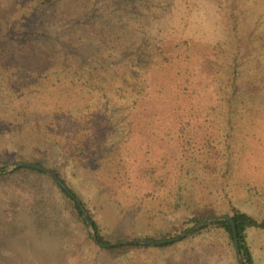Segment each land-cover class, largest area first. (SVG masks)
I'll return each instance as SVG.
<instances>
[{
    "label": "rangeland",
    "instance_id": "rangeland-1",
    "mask_svg": "<svg viewBox=\"0 0 264 264\" xmlns=\"http://www.w3.org/2000/svg\"><path fill=\"white\" fill-rule=\"evenodd\" d=\"M34 1L0 0V48L21 40ZM95 10L93 24L72 28V20ZM51 26L53 34L67 27L62 39L41 43L0 68V135L40 141L53 162L69 141L100 128L105 158L93 162L89 173L71 175L85 199L89 182L107 183L105 198L89 196L110 236H150L162 228L158 207L170 211L178 203L183 215L205 209L222 215L232 203L264 218V0H134L131 6L65 0ZM64 41L80 46V55ZM234 46L244 94L229 108L227 62ZM140 50L148 54V65H137ZM233 112L234 119L226 120ZM21 152L40 155L34 147ZM13 163L21 162L7 167ZM37 184L0 180V264L40 260L35 254L30 261L29 243L11 238L4 225L15 202L39 198L42 183ZM247 233L257 263L264 264V231ZM207 245L216 251L211 264H235L227 239L211 235L168 253L174 264H193ZM96 251L83 248L72 260L107 264ZM42 260L59 264L52 251Z\"/></svg>",
    "mask_w": 264,
    "mask_h": 264
},
{
    "label": "trees",
    "instance_id": "trees-1",
    "mask_svg": "<svg viewBox=\"0 0 264 264\" xmlns=\"http://www.w3.org/2000/svg\"><path fill=\"white\" fill-rule=\"evenodd\" d=\"M124 4L131 6L134 0H120ZM65 0H35L33 6L29 11L28 23L26 31L21 35V40L18 44L11 48H0V68L10 65L14 58L18 55L28 53L31 49L35 48L41 43L57 38L62 39L66 28L57 32H52V23L56 20L57 15L61 10L62 4ZM237 7L233 5V13ZM232 13V14H233ZM99 15V11L95 10L91 16L72 20V28L80 30L93 24ZM235 19H237L235 17ZM238 26H233L235 32V40L239 38V21ZM55 32V31H54ZM71 38L72 37H68ZM69 40V39H68ZM64 46L74 53L80 55L79 47L76 43L72 44L64 41ZM239 52L234 46L233 53L229 56L228 67L229 74L232 77L230 87L233 89L228 104L233 107L241 95L244 94L243 87V71H241L239 64ZM137 65H148L149 57L146 52L140 50L137 54ZM234 114H225L226 120L232 121ZM0 132H2L0 130ZM6 137V136H5ZM6 138L0 135V180H6L10 177H18L25 186L35 187L37 182L42 183V191L37 196L28 195L25 199L15 202L8 215L5 214L6 231L11 235V238L16 240H26L28 259L34 260L33 256L37 254L40 258L39 262L34 264H41L42 259L47 254V251L54 253V259L57 263L62 264H75L72 256L75 251L83 248H90L97 250L96 252L103 255L102 262L107 264H174L172 252L175 249L183 247L185 242H192L197 238L214 236L219 239H227L228 246L232 250L235 264H239L235 245L232 225L227 221L215 222L212 225L202 228L190 238H186L180 242L168 243L165 245L153 247L141 244L124 245L112 248H102L94 243L91 233L88 230V224L85 216L76 201L49 175L46 173L22 167L8 172L7 165L11 162H26L32 163L44 168L49 169L64 183V185L82 202L84 208L89 214L93 226L96 230L99 241L103 244H111L123 241L121 238L110 236L106 231L107 228L103 224L102 215L97 211L96 206H93V198L89 195L92 193L99 194L110 193L107 183L100 180L96 181L93 185L89 182L86 187L88 193V200L81 194L80 190L75 186V181L72 175H76L77 171H87L89 166L102 158H105V141L103 140L100 128H96L91 135H86L69 141L64 150L57 155L56 159L51 161L49 154L43 152L44 146L40 141L29 140L28 137L10 135L8 142ZM34 147L40 155L31 153L26 156L21 151ZM19 154L22 158L16 161L13 155ZM230 158V157H229ZM232 161V160H231ZM229 165V162H227ZM72 173V175H71ZM89 180V179H88ZM93 180V178H92ZM90 181V180H89ZM44 185V187H43ZM41 185H39L40 188ZM47 190V191H46ZM27 192V190H25ZM92 203V204H91ZM101 203V198L98 202ZM170 208L169 201L163 202ZM226 211L222 215H218L215 210L205 209L199 214L183 215L181 204H176L174 209L170 208L167 211L165 208L158 207V216L162 228L157 230L150 236L136 237L135 240H147L153 242L169 241L176 239L186 232L192 230L196 225L202 223L206 219L215 216H229L234 220L235 226L238 230L239 247L244 260V264H258L253 249L249 242L247 231L250 229H258L264 231V218H256L247 212L238 208L237 205L229 203ZM26 236H32L33 239ZM113 237V238H111ZM206 238H203L205 240ZM208 242V241H207ZM43 243V244H42ZM38 244V247H36ZM41 246H40V245ZM207 249H202L198 252L193 264H211L216 258V251L214 246H204ZM40 248L38 251L37 249ZM36 252L32 253V251ZM73 251V252H71ZM160 252V253H159ZM31 255V258H30ZM72 255V256H71ZM43 257V258H42ZM187 258V256L185 255ZM175 264H183V262L174 261ZM32 264V263H31Z\"/></svg>",
    "mask_w": 264,
    "mask_h": 264
},
{
    "label": "water",
    "instance_id": "water-1",
    "mask_svg": "<svg viewBox=\"0 0 264 264\" xmlns=\"http://www.w3.org/2000/svg\"><path fill=\"white\" fill-rule=\"evenodd\" d=\"M8 167H9L8 172H12L13 170L18 169V168L27 167V168L42 171V172L46 173L47 175H49L79 205V207L81 208V210L84 213L86 222L89 226L88 230L91 233V236H92L94 243L97 244L98 246L102 247V248H112V247H118V246H124V245H134V244H141V245L157 247V246L165 245L168 243L180 242L186 238L193 236L195 233H197L198 231H200L202 228H204L206 226L212 225L215 222L227 221L232 225L233 236H234V245H235V250H236L238 262H239V264H244V260H243L241 250L239 247L238 230L235 226L234 220L229 216L223 215V216L210 217V218L206 219L205 221H203L202 223L196 225L192 230L186 232L185 234L181 235L180 237H178L176 239H172L169 241L153 242V241H147V240H126V241L115 242V243H111V244H103L99 241V239L97 237L96 230L93 226L92 220H91L89 214L87 213L86 209L84 208L82 202L64 185V183L58 178V176L56 174H54L52 171H50L47 168H44L42 166L32 164V163H26V162L13 163V164H10ZM3 168H5V167H1L0 169H3Z\"/></svg>",
    "mask_w": 264,
    "mask_h": 264
}]
</instances>
